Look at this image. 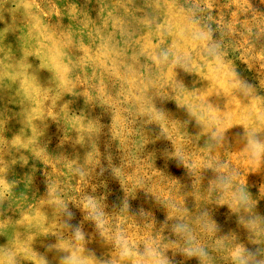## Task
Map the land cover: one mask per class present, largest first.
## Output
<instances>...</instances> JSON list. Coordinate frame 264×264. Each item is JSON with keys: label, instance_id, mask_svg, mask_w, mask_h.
Instances as JSON below:
<instances>
[{"label": "rangeland", "instance_id": "1", "mask_svg": "<svg viewBox=\"0 0 264 264\" xmlns=\"http://www.w3.org/2000/svg\"><path fill=\"white\" fill-rule=\"evenodd\" d=\"M253 138L264 0H0V264H264Z\"/></svg>", "mask_w": 264, "mask_h": 264}, {"label": "clouds", "instance_id": "2", "mask_svg": "<svg viewBox=\"0 0 264 264\" xmlns=\"http://www.w3.org/2000/svg\"><path fill=\"white\" fill-rule=\"evenodd\" d=\"M194 14L198 15V12L196 10H194ZM201 27H203V24L201 25ZM207 32L208 34L211 35L213 34V29L211 28L210 25H207ZM196 39H204V34L201 33H197L195 36ZM213 39V37H212ZM218 45H211L209 47V53L213 56H215L217 54V50H218ZM188 58H181L179 56H173V54H171L170 52H168L167 50L158 52L156 55V62L162 65H166L169 62H172L174 64H179V63H185L187 62ZM252 145H253V150L260 153V152H264V142L259 141L258 139L253 138V140L251 141ZM220 183L223 184H227L228 181L226 178H221L219 180ZM89 206L92 208H95V205L90 201L89 202ZM69 218H71V213H69ZM178 230H183L182 226H180L178 228ZM74 235L76 236V238L78 240H83L84 239V234L82 231H80L79 228H77L75 230ZM193 253H188V255H192ZM132 252L131 250L127 247L124 246L122 252H121V256L122 258H127V257H131ZM144 264H169V261L161 256H158L156 252L150 250V249H145L144 252ZM254 254L251 252H248L246 249H241L238 248L236 250L235 253V259L239 261V264H249V260L245 259V257L251 258L253 257ZM63 264H82L81 261H79L77 258L71 257V256H66L63 258Z\"/></svg>", "mask_w": 264, "mask_h": 264}]
</instances>
